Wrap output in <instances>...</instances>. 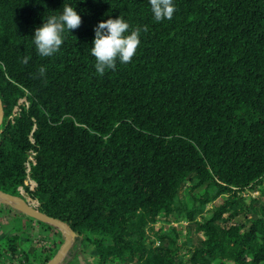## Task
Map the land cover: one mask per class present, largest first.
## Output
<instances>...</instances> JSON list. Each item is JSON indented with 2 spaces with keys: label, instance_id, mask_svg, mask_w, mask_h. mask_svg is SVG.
Returning <instances> with one entry per match:
<instances>
[{
  "label": "trees",
  "instance_id": "obj_1",
  "mask_svg": "<svg viewBox=\"0 0 264 264\" xmlns=\"http://www.w3.org/2000/svg\"><path fill=\"white\" fill-rule=\"evenodd\" d=\"M64 3L82 24L42 58L35 29ZM173 3L156 22L149 0H0V191L24 188L77 233L68 255L92 248L95 264H264V0ZM120 16L147 31L100 75L94 28ZM246 190L259 193L247 203ZM176 215L185 236L158 226ZM18 231L0 239V264L57 253Z\"/></svg>",
  "mask_w": 264,
  "mask_h": 264
},
{
  "label": "clouds",
  "instance_id": "obj_2",
  "mask_svg": "<svg viewBox=\"0 0 264 264\" xmlns=\"http://www.w3.org/2000/svg\"><path fill=\"white\" fill-rule=\"evenodd\" d=\"M151 11L156 22L165 19L171 20L176 11L173 0H149ZM62 12L59 14L45 16L41 26L35 29L33 43L37 55L51 57L56 54L64 43L65 31L72 32L82 24V17L76 8L64 3ZM147 31V26L136 27L130 31V24L123 16L102 20L95 26V37L91 47V55L95 57V69L98 74L103 75L106 70H115L117 61L128 64L135 56L141 43L140 33ZM31 59L25 55L22 63L27 64ZM39 77L46 75V68L38 69Z\"/></svg>",
  "mask_w": 264,
  "mask_h": 264
},
{
  "label": "rangeland",
  "instance_id": "obj_3",
  "mask_svg": "<svg viewBox=\"0 0 264 264\" xmlns=\"http://www.w3.org/2000/svg\"><path fill=\"white\" fill-rule=\"evenodd\" d=\"M34 186V183L32 181H28V187L29 189H32V187ZM264 189V186L262 187ZM204 191V189H202L199 193H202ZM21 193L31 199V195L29 194V192H27L25 189H21ZM198 193V194H199ZM259 192H253L251 190H246L244 191L243 195H244V201L249 203L251 200L250 198L252 196H257ZM225 196H222L220 198H218L215 202H211L207 205V214L206 216H210V212L211 210H215L216 206L220 203H222V200H224ZM188 200V197L186 198ZM13 211H7L6 213H1L0 212V239L7 237L9 235L15 234V231H18L21 235V238L23 240V243H25V245H31L32 246H36L38 249L41 248H48V246L50 247V244L53 242L54 238L51 235L53 232H51V230H49L47 232V230H37V229H31L28 227L27 224L32 223V222H36V220L30 218V219H26V223L22 224V221H19L17 219V217L12 215ZM17 214V213H15ZM17 216V215H16ZM158 226L161 227L163 226L165 229L169 230L171 228H177L182 234V236H185L187 233L190 232V223L184 218L183 215L181 216H171L170 220L166 223L164 222V220H162L160 218V221L158 222ZM59 231V230H58ZM58 231L56 233H58ZM192 234L194 232L193 229H191ZM60 234H62L61 231H59ZM64 241V236L62 237V240L59 242V245L55 247V249L60 248V246L62 245ZM197 242V238H194V243ZM92 252L93 249L91 248ZM71 255H67V257L65 258V260H63L61 262V264H69V262L71 261ZM92 259V264H95V260L94 257L92 256V258L90 257V255H87L85 258H83V262L81 264H85L86 261L91 260ZM73 261V260H72ZM80 264V263H79Z\"/></svg>",
  "mask_w": 264,
  "mask_h": 264
},
{
  "label": "water",
  "instance_id": "obj_4",
  "mask_svg": "<svg viewBox=\"0 0 264 264\" xmlns=\"http://www.w3.org/2000/svg\"><path fill=\"white\" fill-rule=\"evenodd\" d=\"M3 122L4 111L0 98V127L3 125ZM0 206L2 208L13 209L16 213H20L38 222L48 224L61 231L65 236V239L54 257L46 263L61 264L75 244L77 233L74 230H72L65 222L41 212L38 208L39 204L37 206L32 205L23 194L12 195L0 191Z\"/></svg>",
  "mask_w": 264,
  "mask_h": 264
},
{
  "label": "crops",
  "instance_id": "obj_5",
  "mask_svg": "<svg viewBox=\"0 0 264 264\" xmlns=\"http://www.w3.org/2000/svg\"><path fill=\"white\" fill-rule=\"evenodd\" d=\"M7 211H13L12 212V215L13 216H15V217H17V219L19 220V221H22L21 223L22 224H25L26 223V219L27 218H29V217H27V216H24V215H22V214H20V213H17V214H15L16 213V211H14L13 209H7V208H2L1 206H0V212L2 213H6ZM17 215V216H16ZM25 222V223H24ZM28 225V227L29 228H31V229H37V230H42V231H44V230H47V232L49 231L46 227H44L43 225H41L38 221H36V222H32V223H29V224H27ZM52 236H53V238H54V240H53V242L50 244V247L51 248H55L56 246H58L59 245V242L62 240V237L64 236L63 234H60V233H56V232H53L52 234H51ZM64 239H65V236H64ZM87 255H90V257L92 258V256L93 257H95V255H96V251L95 250H93V252H92V250H90V251H88V252H83V251H81L80 253L79 252H77L76 254H75V256H72L71 258V261L69 262V264H81L82 262H83V258H85ZM65 260V259H64ZM73 260V261H72ZM85 264H92V259L91 260H88V261H86L85 262Z\"/></svg>",
  "mask_w": 264,
  "mask_h": 264
},
{
  "label": "built area",
  "instance_id": "obj_6",
  "mask_svg": "<svg viewBox=\"0 0 264 264\" xmlns=\"http://www.w3.org/2000/svg\"><path fill=\"white\" fill-rule=\"evenodd\" d=\"M35 152L34 151H31L30 152V155H29V157H28V160H27V162H26V167H27V171L29 172L30 171V169H31V166L32 165H34L35 164ZM28 181H32L33 183H34V186L32 187V189H30V190H34V188H35V186H36V183H35V181H33L30 177H28V180H27V182H26V184L28 185ZM21 189H24V188H21ZM21 189H20V191H21ZM22 194V193H21ZM27 198V197H26ZM29 201H30V203L32 204V205H34V206H37L38 204H39V202L36 200V199H34V198H31V199H29V198H27Z\"/></svg>",
  "mask_w": 264,
  "mask_h": 264
}]
</instances>
